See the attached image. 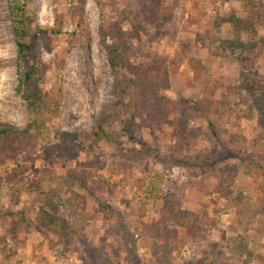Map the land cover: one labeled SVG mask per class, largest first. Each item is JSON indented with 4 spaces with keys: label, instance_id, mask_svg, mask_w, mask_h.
<instances>
[{
    "label": "rangeland",
    "instance_id": "374dc122",
    "mask_svg": "<svg viewBox=\"0 0 264 264\" xmlns=\"http://www.w3.org/2000/svg\"><path fill=\"white\" fill-rule=\"evenodd\" d=\"M33 8L36 26L49 30L37 43L41 89L59 107L45 114L43 139L0 143V264H264V0H86L83 14L78 0H33ZM117 12L122 29L135 31L128 63L155 61L169 81L156 88L160 118L119 121L110 141L95 142L85 136L116 100L99 29ZM18 71L9 1L0 0V128L22 131L30 111ZM185 124L200 130L189 146L175 137ZM222 172L234 176L223 194ZM164 194L209 222L160 236L170 222ZM41 198L69 233L42 224Z\"/></svg>",
    "mask_w": 264,
    "mask_h": 264
},
{
    "label": "trees",
    "instance_id": "16d2710c",
    "mask_svg": "<svg viewBox=\"0 0 264 264\" xmlns=\"http://www.w3.org/2000/svg\"><path fill=\"white\" fill-rule=\"evenodd\" d=\"M8 1L12 15L19 66L17 92L25 94L30 117L25 129L22 131L0 128V143L4 145H7L10 135H22L25 138L24 140L43 139L48 130L45 114L50 112L51 109H58L59 107V97H57V94L45 96L41 89L44 72L38 59L37 43L39 35L48 33L49 30L36 26L33 0ZM78 3L79 12L83 14L86 0H78ZM124 17V13L117 12V20L113 24L102 22L99 29L100 42L106 51L107 61L115 78L114 94L116 100L103 111L92 134L85 136L86 139H92L95 142L106 139L110 141L112 138L110 137L109 128H112L119 121L127 119V123H134L135 118L141 119L144 114L155 120L163 114V108L161 107L162 100L156 94V88H159L161 83H168V73L166 70L159 68V64L153 60V64H157V67L153 65L144 67L140 63L138 65L128 63L132 59V56L128 57V55L135 31H125L122 29L121 23L126 19ZM133 25L135 29L138 28L136 23L133 22ZM50 31L59 34L61 33V28L51 29ZM62 68L63 63L57 72L59 83L62 81ZM60 91L61 88H58L56 92ZM186 124L182 129L175 131V137L182 141V145L189 146L199 137L200 130L194 131L193 128L188 127ZM63 135H68L75 140L84 138V136L79 134L63 133ZM142 147L145 151L147 150L144 145ZM171 159L174 162L179 161L178 164L180 165L185 163L178 158L172 157ZM188 165L203 169V166L209 164L208 162L199 163L193 161L188 163ZM256 168H260V165L257 164ZM233 177L230 173L222 172V181L219 187L221 194L225 190H229L224 185L229 184L227 182L233 180ZM165 196L166 202L162 212L165 220L170 222L166 223L164 227H159L160 230L158 232L160 236L164 234L170 235L173 231H185L190 234L196 233L197 230L201 229V225H206L209 222L201 214H195L178 208L174 202L172 203V198L170 199L168 195ZM40 201L39 210L42 224L52 231L65 230L69 233L72 226L54 216V212H47L44 209L45 203L43 202V198ZM72 214L74 217H78L75 210H72ZM208 264H213V262L210 261Z\"/></svg>",
    "mask_w": 264,
    "mask_h": 264
}]
</instances>
